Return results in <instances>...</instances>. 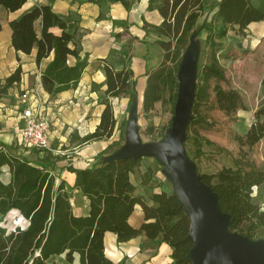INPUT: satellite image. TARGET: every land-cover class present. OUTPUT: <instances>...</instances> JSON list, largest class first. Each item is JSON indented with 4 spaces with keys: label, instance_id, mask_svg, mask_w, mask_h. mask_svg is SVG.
I'll list each match as a JSON object with an SVG mask.
<instances>
[{
    "label": "trees",
    "instance_id": "trees-1",
    "mask_svg": "<svg viewBox=\"0 0 264 264\" xmlns=\"http://www.w3.org/2000/svg\"><path fill=\"white\" fill-rule=\"evenodd\" d=\"M25 1L0 0V7L14 11ZM87 1L97 3L100 9L107 2H118L126 10L136 2ZM214 6L215 15L221 22L214 35L216 38L225 36L230 28L243 30L251 22L264 21V6L251 0H218ZM146 10H155L161 19L158 24H153L142 16L141 28L145 34L151 28L156 35L153 43L162 50L159 64L147 72L142 93L141 111L147 118L156 102L170 100L175 103L179 64L203 12V0H147ZM9 27L14 51L29 54L35 48L36 63L52 54L41 75L47 89L60 91L78 81L87 65V54L80 56L73 32L67 30L66 22L50 4L31 7L10 20ZM210 44L209 60L196 75L184 147L189 131H197L204 121L200 109L203 104L212 100L211 104L226 115L244 106L237 90L222 86L227 78L216 55L217 43L210 40ZM69 58L74 61L68 62ZM99 60L104 73L105 89L101 99L104 106L98 124L93 131L83 135L81 142L110 137L116 125L110 99L128 95L129 109L134 97L132 70L126 66L125 54L120 69L105 58ZM20 75L21 68L17 66L0 79V93L19 82ZM261 85L264 90V75ZM254 117L256 120L243 135H235L240 149L233 158V166L199 174L217 194L222 212L230 215L229 230L252 240L257 239L259 227L264 226V210L252 199L253 187L264 184V167L251 160L242 146L251 147L264 136V103L259 104ZM7 146L0 141V213L17 211L25 223L10 230L0 226V264H67L73 262L74 254H77V264H124L123 261L115 263L105 255L103 236L106 231L114 233L117 241L144 233L150 240L165 242L171 247V261L166 264H191L187 257L192 246V240L187 238L190 220L174 193L153 192L151 204L134 193L130 173L141 157L103 159L84 168L66 167L75 173L72 188L88 199L87 213L76 215L65 180L58 179L45 164L35 163L18 151L12 153ZM2 174H7V180L1 178ZM136 204L142 208V222L138 227L128 222ZM60 254L64 255L66 263L49 260L50 256Z\"/></svg>",
    "mask_w": 264,
    "mask_h": 264
},
{
    "label": "crops",
    "instance_id": "crops-1",
    "mask_svg": "<svg viewBox=\"0 0 264 264\" xmlns=\"http://www.w3.org/2000/svg\"><path fill=\"white\" fill-rule=\"evenodd\" d=\"M204 1L207 5H211L214 2L216 4L218 0ZM45 3L50 4L52 10L66 22L67 30L73 32L80 56L87 54V65L78 81L60 91L47 89L41 81L42 71L51 60L52 54L36 63L35 48L29 54L16 52L10 41L9 21L18 18L33 6ZM146 6L147 0H136L129 10L124 9L118 2L108 4L107 16L111 20L124 19L132 23L129 33L122 40L106 34V31L111 30L115 25L110 19H98L100 6L92 1L26 0L14 11L0 7V79L9 75L17 66L21 68L20 81L8 88L9 105L14 103L13 108L15 107L19 112L29 104L36 106L39 112L47 117L50 126L49 149L44 150L45 157L39 152L35 153L37 159L26 155L25 157L35 163L45 164L58 179L65 180L72 210L76 215L87 213L88 199L78 189L72 188L75 173L67 170L66 167H89L98 161L108 159L116 151L111 150L115 141L114 130L108 138L81 142L83 135L93 131L98 124L104 106L101 103L105 89L104 73L99 59L105 58L115 68L120 69L124 58L121 46L123 44L131 46V59L129 64L128 61L126 62V66L132 70L134 80L132 101L136 105L137 116L141 110L147 72L157 66L162 59V50L153 43L155 38L147 39L145 31L141 28L142 16L153 24H158L161 19L155 10L147 11ZM113 11H116L119 17L115 18ZM248 26L254 28V31H251L253 35L258 38L264 37V21L251 22ZM73 61L72 58L68 59L70 63ZM17 90L28 94L27 101L20 100V95L16 94ZM128 100V95L110 99L115 118L117 114L124 112ZM158 103L159 101L155 105ZM136 123L139 129V124ZM3 134L0 135V141L10 144L12 137ZM158 166L159 163L154 157L143 156L130 173L134 193L141 195L148 204L152 203L150 196L153 192L160 190L169 192L155 181L158 180ZM13 212L17 213L14 210ZM20 218L25 222L22 217ZM128 222L134 227H138L142 222V208L139 204L134 206ZM103 242L105 255L115 263L123 261L124 264H166L171 261V247L165 242L150 240L144 233L126 241H117L114 233L106 231ZM53 256L56 255L50 256V260H58L52 258ZM77 262V254H74L72 263L77 264Z\"/></svg>",
    "mask_w": 264,
    "mask_h": 264
},
{
    "label": "rangeland",
    "instance_id": "rangeland-1",
    "mask_svg": "<svg viewBox=\"0 0 264 264\" xmlns=\"http://www.w3.org/2000/svg\"><path fill=\"white\" fill-rule=\"evenodd\" d=\"M251 1L256 5L264 6V0ZM108 4V2L105 3V6L100 9L98 19L111 20L107 16ZM214 5L215 2L207 5L203 0V12L196 21L193 37L191 38L196 46V61L194 62L196 63V75L201 66L209 60L212 47L210 40H213L217 43V46H215L216 55L227 78V82L222 83V86L237 90L242 97L244 106L229 115L215 108L211 104L212 100L201 106L204 121L198 126L197 131H189L185 141L186 154L194 164L198 174L214 173L224 166H233V158L238 155L240 149L235 140V135H243L246 132L249 125L256 120L254 117L255 110L259 104L264 103V90H262L261 85V79L264 75V37H256L251 32L254 31V28L247 26L243 30H238L236 27L230 28L225 36L216 38L214 35L221 22L215 15L216 7ZM113 14L115 18L119 17L116 11H113ZM111 21H113L115 27L106 31V34H110L117 40H122L129 33L132 23L124 19H113ZM146 37L147 39L156 38L151 28H149ZM121 48L129 64L131 46L123 44ZM8 91L7 89L5 92L0 93V104L3 103L0 107V133L12 137L10 144H7L8 150L12 153L18 151L22 153L21 156L26 155L35 157V159H37L35 153L38 154V152L43 155L42 157H45L44 151L26 148L18 142L17 137L21 126L20 112L15 107L13 108L14 103L9 105L10 95L7 94ZM16 94L19 96L21 91L17 90ZM165 97L167 99L168 95L166 94ZM128 103L123 109L124 112L116 116L115 141L111 150H118L125 143L124 121H126L128 114ZM173 114L174 104L170 100L156 104L147 118L140 110L137 116L140 139L143 142L160 141L170 125ZM49 127L48 129H50ZM242 150L258 166L264 167V136L251 147L242 146ZM163 171L164 166L159 164L158 180L155 181L169 192H172L174 185L171 184L169 178L164 176ZM1 178L7 180V174H2ZM252 199L259 205L261 210H264V184L253 187ZM24 223L16 212L0 213V226L5 227L7 230L16 226L22 227ZM256 235L257 239L264 241V226L259 227ZM52 258L65 262L63 254Z\"/></svg>",
    "mask_w": 264,
    "mask_h": 264
},
{
    "label": "water",
    "instance_id": "water-1",
    "mask_svg": "<svg viewBox=\"0 0 264 264\" xmlns=\"http://www.w3.org/2000/svg\"><path fill=\"white\" fill-rule=\"evenodd\" d=\"M192 37L193 34L179 64L174 114L165 134L158 142H143L132 101L124 130L125 143L108 159L150 156L164 166L163 173L174 185L172 192L190 220L187 238L192 240V246L187 257L191 264H264V241L229 230L230 215L222 212L217 194L204 183L186 154L183 143L196 80V46Z\"/></svg>",
    "mask_w": 264,
    "mask_h": 264
},
{
    "label": "built area",
    "instance_id": "built-area-1",
    "mask_svg": "<svg viewBox=\"0 0 264 264\" xmlns=\"http://www.w3.org/2000/svg\"><path fill=\"white\" fill-rule=\"evenodd\" d=\"M20 100L27 101L28 94H20ZM20 130L18 142L29 149L44 151L49 149L48 119L43 116L36 106L28 105L20 110Z\"/></svg>",
    "mask_w": 264,
    "mask_h": 264
}]
</instances>
